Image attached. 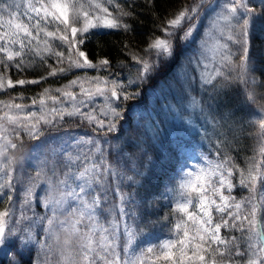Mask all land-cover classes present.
I'll return each mask as SVG.
<instances>
[{"label": "snow or ice", "instance_id": "obj_1", "mask_svg": "<svg viewBox=\"0 0 264 264\" xmlns=\"http://www.w3.org/2000/svg\"><path fill=\"white\" fill-rule=\"evenodd\" d=\"M206 5V7H205ZM23 6L24 12L20 9ZM98 12L85 9L83 0H21L20 3L0 0V53L6 55L7 60L11 61L16 57H22L27 46L33 41L38 47L34 49L37 55L41 52L50 53V43L48 39L40 41V31L33 32L32 25L24 23L23 20H36V28H39L41 19L45 23L55 22L57 31L59 26L63 25V32L58 38L69 45L68 67L52 68L48 76H55L58 73L71 71L72 69L83 68H106L109 66L107 58H101L94 64L85 51L80 50L81 46L86 43L85 38L92 29H119L123 27L128 30L129 26L122 23L121 17L129 16L131 13L121 12L120 17L114 16L106 7L100 3L91 5ZM217 9L213 0H197L196 3L185 6L174 18L167 20L166 26L162 29L164 36L154 38L148 45L147 51L154 55V59H140L133 56V59L140 65L137 81L143 85L152 76L158 73L161 67L169 64L176 59L178 52H182L187 46L195 42V33L199 27L202 15ZM5 14L7 15V31H3L5 24ZM264 19V0H261L259 9L249 6V0H227L218 7L215 15L211 20V31L223 35L227 31V40L238 46V52L228 51L229 44L224 43L221 47L226 50L222 55V67L224 71H217L212 79L202 77V83L212 87L213 90L221 89L225 92H233L239 97V103L242 108L250 110V118L264 115V93L257 94L254 87L259 81L252 77L255 72V63L250 58L249 36L250 30L257 20ZM81 22V27L75 25ZM188 22V27L184 23ZM70 30L71 39L66 34ZM46 38H57L56 31H44ZM27 39V44L25 43ZM43 44V48L39 45ZM18 46L19 50H15ZM64 54L57 52L58 62H62ZM238 56V61L233 57ZM75 57V58H73ZM217 77H220L219 83H214ZM46 77H41L40 80ZM40 80H17L16 85L37 84ZM79 83V78L74 79L67 85L68 89ZM94 90L85 89L81 85L79 93L70 90L56 89L60 96L47 95L50 89H44L39 99L41 115L36 112H29L27 115H20L25 106L22 104L9 103L3 115H0V177H7V180L0 183V191L7 187L12 189V181L19 159L12 155L18 148H22L23 137L27 136L32 141H41L43 133L41 126H50L55 128L57 121H63L65 117L80 116L86 119L90 124L96 122L93 132L96 134L103 133L104 136L118 134L121 125L126 122L129 108H121L119 104L113 106L112 101L123 100L125 103L129 100H138L142 96V91L128 92L125 91V85L115 80L111 81L106 78H96ZM130 84L135 82L130 81ZM250 85L252 87H250ZM7 86L13 87L11 79L7 80ZM5 83L0 77V88H4ZM95 96L102 97L106 101L105 110L103 111L104 119H97L85 109L89 107ZM79 97H83L80 99ZM46 99L54 105L50 109L51 119L45 114ZM36 100L32 101L35 105ZM55 105H60L56 107ZM261 135L264 136V119H256ZM187 130V129H186ZM153 139H158L154 137ZM19 141V144L14 142ZM43 142H46L43 141ZM77 146L81 143L94 145L89 147L87 153L81 152L75 156L67 146L62 149H51L53 156L52 175L49 176L44 168L41 167L35 174L29 178L28 187L24 191L23 203L27 205L30 200L39 198V201L45 207L50 208V215L40 216L39 222L43 226L44 236L40 238L39 243L46 249L47 257L56 256V264H121L120 256L117 251L118 245L114 241L113 234H107L109 230L100 224V216L104 213L103 205L107 203V193L111 186L115 189L120 198L118 212L121 217H130L134 213L128 211L127 206H135L134 194L121 192L120 189L124 181L132 186L135 179L134 175H128L127 171H133L135 175H140L135 166L125 170L121 167V161L115 163L108 162L105 155L106 149L102 147L101 141L89 137L86 140L82 137L77 141ZM178 149L183 150V145L178 143ZM40 147V144H34L33 149ZM139 147V146H138ZM108 150L116 151L117 146L108 145ZM147 149L142 150V155ZM98 154L100 159L96 162L93 156ZM261 154L264 155V148H261ZM117 155L119 152L117 151ZM83 156V159L81 157ZM150 162V158H149ZM49 161H43L47 165ZM59 163L63 169L62 174L56 170V164ZM147 167V165H146ZM223 168V165H219ZM264 165H251L246 171L241 172L242 179L240 184L255 192L257 181H264V171L261 169ZM75 169V170H74ZM183 176L179 187L183 191V196L191 197L193 193L199 194V203L196 205L202 212V218L196 221L200 226L196 228L195 235H191L185 228L182 238L177 241L166 240L161 244V250L166 259L171 260L172 264H208L206 255L210 252L213 254L212 264H224V257L230 255L227 248L228 242L221 238V227H227L228 220L221 223H215L210 211V205L205 203L203 195L204 186L208 183L209 172L203 168L199 171H193L191 168L182 169ZM212 176L216 175L213 170ZM232 169L229 168L219 173V188L214 189L219 192L221 204H216L213 200L211 203L216 204V211L223 212L225 208H235L236 211H229L228 217L231 218L232 227L239 224V230L247 233L248 255L247 264H264V215L258 217L261 209H264V201H257L254 195H250L247 201L232 204V197L225 196L221 189L227 188L229 191L233 188L230 177ZM45 186V195L38 196L37 188ZM108 185V187H105ZM99 189V191H98ZM190 190V191H189ZM95 193V195H93ZM103 197V199H101ZM9 202L13 196H8ZM189 199L186 203L177 205L181 212H187L190 219H195L192 213L188 212ZM250 205V210L241 216V209ZM23 216V212L21 213ZM10 212L0 211V247H12L14 249V264H20L23 258V246L27 243L34 242L36 235L30 228H17L14 225L9 227L8 218ZM250 217V218H249ZM35 221L36 217L27 218ZM15 221L14 223H19ZM247 223V227H245ZM176 229L181 225L176 224ZM124 232L127 235V244L124 251H128V246L133 243L137 233L132 231L125 221ZM235 239V238H233ZM198 240V243L193 241ZM18 241V243H16ZM254 241V242H253ZM217 247L211 249V245ZM224 245L225 250L220 251L219 246ZM179 248V258L172 249ZM168 250V251H165ZM152 252V247L147 248ZM191 253V254H189ZM240 253L237 251L236 253ZM19 257L16 260L15 257ZM123 264H128L124 261ZM231 264V261H228Z\"/></svg>", "mask_w": 264, "mask_h": 264}, {"label": "rangeland", "instance_id": "obj_2", "mask_svg": "<svg viewBox=\"0 0 264 264\" xmlns=\"http://www.w3.org/2000/svg\"><path fill=\"white\" fill-rule=\"evenodd\" d=\"M8 2H12V0H8ZM16 3H20L21 0H14ZM35 2V0H33ZM85 4V9L98 12L97 9L90 7L95 3H100L103 7L108 8V10L116 17L117 15V0H83ZM213 2L217 5V9L210 11L207 15H202L199 27L195 33V42L191 43L187 46L182 52H178L176 59L171 61L169 64L161 67L160 71L152 76L146 83L141 85L137 81V77L139 74L140 65L137 63H132L128 65V67H123L120 70H113L108 66L106 68L98 69V68H83V69H72L71 71H67L64 73H58V76L62 75L60 79L63 77V81L59 84L50 85L47 84L45 87L39 89L35 94H25L22 93L20 95L9 96L12 94L10 91L15 90L13 87L7 86V80L11 79L15 84L17 80H32V78L25 77L20 74V77L16 80L7 75L6 71L0 68V77L3 78L5 87L0 88V115H3L5 111H8L6 107L9 103L22 104L25 106L24 110L19 113L20 115H27L29 112H36L37 115H41L39 99L41 94L44 93V89H50V93L47 95H56L60 96V93L56 92V89L62 90H70L76 93L80 92L81 85L87 90L89 88H95V79L96 78H106L109 80V87H111V81L115 80L119 83L125 85V91L128 92H136L142 91V98L148 99L149 103V115L144 117L142 122L139 121V125H142L140 129H145L149 133V137L151 140L154 137L158 136V139H154L157 141L159 146H162L166 143H163L162 136H174L173 143H178L183 145V150H179L177 148V155L179 158V164H177V174L176 179L173 184L170 186L172 191V201L176 207L174 211L176 214L175 225H171L168 228V231L165 233L157 234L151 233L147 230H143L138 227V222L140 221V214L136 211V207L127 206L128 211L133 212L134 215L130 217H121L118 208L120 206V198L116 192L115 185H112L113 193L115 194V203L111 205L110 202H107L103 205L105 209L104 212H108L110 215V233L114 235V241L119 246L122 244V248L117 247L118 254L120 256L121 264L124 261H127L128 264H172L171 260L165 258L161 250V244L166 240L171 241H179L182 236L185 228L189 230L190 236L195 235L196 228L200 225L196 223V221L202 218V212L197 208V204L199 203V194L193 193L191 197L183 196V191L179 187L182 178H186L183 176L182 169L191 168L193 171H199L201 168L207 170L209 172V180L208 183L204 186L203 195L205 197V203L210 205L211 216L213 220V225L215 223H221L223 220H228L229 225H232L231 218L228 217L227 213L229 211L235 212L236 209L233 208H225L223 212L216 211V204H221L222 202L219 200V192H215L214 189L219 188V173L221 171H225L231 168L232 166L229 163V160L226 158L224 154L220 151L218 152L217 147L223 145L224 141V130L225 126L230 128V131L233 132L235 127L239 125L240 119L242 124L247 121L253 122L255 126V130L259 127L255 123L256 119H264V115L259 117L250 118V110H245L241 113V117L230 119L225 124V118L227 111L224 107V103H221L219 98L221 89L213 90L212 87L206 86L202 83V77H207L208 79H212L217 71H224L222 67V55L226 54V50H224L221 46L224 43L229 44L228 51L233 53L238 52V46L232 44L227 40V31L221 35L220 33H213L211 31V20L215 15V11L218 10V7L227 0H213ZM196 3V2H195ZM249 6L255 7L259 9L261 7V0H249ZM206 7V5H205ZM21 13L24 12L23 6L20 9ZM178 14V13H177ZM175 16V15H174ZM174 16L169 19L174 18ZM168 19V20H169ZM7 15L5 14V24L3 31H7ZM24 23L32 25L33 32L35 34L36 31H40V41L42 42L45 39L49 40L50 43V53L41 52L40 55L34 51L38 47L35 41L29 46L26 47L24 54L22 57H16L13 60H7L5 54L0 53V66L3 65H12L15 70V73H20L27 66L32 65V62L36 58H40L39 60H43L47 57H52L54 60V64L52 68L59 67H68L69 60V45L63 41H61L58 37L63 32V25L59 26V31H57V24L55 22L45 23L41 19V23L39 28H36V20H23ZM77 28L81 27V22H77L75 25ZM166 26V25H165ZM184 27H188V22L184 23ZM56 31L57 38H46L44 36V31ZM106 29H92L89 31L86 37H78L85 38L97 34ZM253 32H258L261 36H264V19H259L256 21L254 26L250 30L249 36V44L250 37ZM71 39L70 30L66 33ZM164 33L162 32L160 36L163 38ZM25 43L27 44V39H25ZM0 46H3L0 44ZM40 48H43V44L39 45ZM15 50H19L18 46ZM62 52L64 54L62 62L57 61L56 53ZM146 56L144 59L152 60L154 59V55L146 50ZM75 58V57H73ZM238 56H234L233 60L238 61ZM38 60V61H39ZM99 61V60H98ZM98 61H92L96 64ZM18 68V69H17ZM19 70V71H18ZM253 77V76H252ZM79 78V83L77 85L72 86L71 89L67 88V85L70 81ZM220 77H217L214 83L220 82ZM39 80V79H38ZM133 81L134 84H130L129 82ZM27 85L33 84H25L20 85L19 87H25ZM18 86V85H16ZM7 93V95H3ZM83 99V97H79ZM36 100L37 103L35 105L32 104V101ZM138 100H129L128 103H125L123 100L120 101H112L113 106L119 104L121 108H129L133 112L139 111L141 106L134 104ZM214 100V101H213ZM229 104H233L234 107L240 106L239 97L237 95L230 96ZM223 104V105H222ZM106 101L99 96H95L93 98L92 103L89 105L86 112H90L92 115L97 117V119H104L103 111L105 110ZM54 105L51 101L46 99L45 104V114H48V118L51 119L52 114L50 113V109ZM59 107L60 105H55ZM236 109V108H235ZM69 119H78L86 122L83 127L71 130V131H59L54 130V128H50V126H41V131L43 136L41 141H32L28 147L24 150L17 153L16 156L20 163L16 167V171L14 173V178L12 181L13 188L8 189L5 187L2 191H0V211H9L10 217L8 218L9 227L13 225L17 228H30L31 231L36 235V240L34 242L27 243L23 246V250L25 251L27 248H32L36 252V262L35 264H51L50 257L45 255L46 249H44L39 240L44 236L43 226L39 222V217L44 215H50V208L45 207L42 202L39 201V198H34L29 201L27 205L23 203L24 199V191L28 187L29 178L35 176L36 172L43 167L44 171L51 176L52 175V163L53 156L51 153V149H62L65 146L69 148L72 155L75 156L81 152L87 153L89 147H94V145H88L86 143H81L77 146V141H80L83 137L85 140L89 137L94 140L98 139L101 141L100 136L93 135V128L96 127V122L89 123L86 119H82L80 116L75 117H65ZM65 121V120H64ZM59 120L57 121V123ZM56 123V124H57ZM122 126V125H121ZM187 129V130H186ZM139 134L140 144L143 142L144 135ZM146 134V133H145ZM264 137V136H263ZM23 138L29 139L27 136ZM46 142H43L45 141ZM18 143V141H14ZM40 144V147L33 149L34 144ZM46 147V148H45ZM219 148V147H218ZM261 148H264V138L256 144L257 153L255 156V162L257 165H264V155L261 154ZM224 152V151H223ZM83 159V156L81 157ZM93 159L96 162H99V155L95 154ZM108 160V159H107ZM43 161H49L47 165L42 164ZM108 162L114 163L110 160ZM135 165V163L133 162ZM219 165H223V168H219ZM254 165V163H249V166ZM249 168V167H248ZM56 170L59 174H62L63 169L60 164H56ZM75 170V169H74ZM216 171V175L212 176V171ZM264 171V168L261 169ZM234 171L232 169V176L230 177L231 182L233 184V188L229 191L226 187L221 189L225 196L232 197V204L237 202L247 201L250 195H254L256 200L264 201V181H257V188L255 192H251L249 188H246L244 185L240 184V180H234ZM7 180V177H0V183H3ZM238 181L237 184H235ZM108 187V185H105ZM99 191V189H98ZM121 192L122 189H120ZM190 191V190H189ZM36 192L38 196H44L45 186L41 185V187L37 188ZM15 193V194H14ZM128 193V192H124ZM13 195V200L9 202L8 196ZM131 194V193H130ZM95 195V193H93ZM103 199V197H101ZM191 200V203L188 204V212L192 213V216L195 219H190L187 212H181L177 205L186 203L188 200ZM215 200L216 204H212L211 202ZM136 201V198H135ZM137 202V201H136ZM250 210V205H246L245 208L241 209V216L245 215ZM23 212V216L21 213ZM260 215H264V209H261V212L258 213V217ZM36 217L35 221L27 218ZM250 218V217H249ZM20 221L19 223H14L15 221ZM103 214L100 216V224L102 225ZM125 221L130 226L132 231L136 232V238L131 245L128 246V251L125 252L124 248L127 244V235L124 232ZM176 224H180V229H176ZM245 227H247V223H245ZM235 230H238V233L243 237V242L245 248L248 250L249 241L247 239V233H242L239 230V224L234 227ZM262 231H264V225H262ZM221 236V233H220ZM222 239L225 240L221 236ZM199 241H193V243H198ZM254 242V241H253ZM18 243V241L16 242ZM152 247L153 251L148 252L147 248ZM11 247H0V264L3 258H6L10 255ZM168 251V250H165ZM175 252L176 258H179V248L172 249ZM249 251V250H248ZM191 254V253H189ZM57 257L52 258V263L57 261ZM249 259V255L246 258V264Z\"/></svg>", "mask_w": 264, "mask_h": 264}, {"label": "trees", "instance_id": "obj_3", "mask_svg": "<svg viewBox=\"0 0 264 264\" xmlns=\"http://www.w3.org/2000/svg\"><path fill=\"white\" fill-rule=\"evenodd\" d=\"M195 2L197 0H117L116 9L118 17H120L121 12L131 13L129 16L121 17L122 23L129 26L128 30L121 27L94 34L86 39V43L81 46L80 50L85 51L88 54V58L94 62L101 58H107L109 60L108 67L113 70L128 67V65L136 62L133 56L140 59L145 58V52L149 43L161 35L162 29L170 17L183 10L185 6H190ZM249 55L255 63V72L251 76L259 81V84L254 87V91L257 94L264 93V36H261L258 32L251 34ZM39 59L36 58L32 62V65L27 66L18 74L12 69L14 68L12 65L0 66L3 71H6L7 75L15 80L20 77V74L32 78V80H40L41 77H46L37 84L25 87L14 85L13 88L16 87V89L10 91L12 94L7 97L22 93L33 95L47 84L55 85L63 81V77L60 79L62 75L58 76V78L57 75L48 76V72L51 71L54 64L52 57H47L43 60ZM250 87L252 86L250 85ZM3 95H7V93ZM219 95L217 100L224 103L227 111L225 113L227 117V119L225 118V124L230 119L241 117V113L247 110L242 108L241 105L235 107V109L233 108V104H229L230 100L228 99H230V96L236 95L233 92H225L223 90L220 91ZM136 103H138V106H141V109L136 112L130 109L126 122L122 124L118 134L114 133L104 136L101 132L96 135L100 136V139L103 140L102 147L106 149L105 155L108 160L114 163L120 160L121 167L125 170L131 169L134 165L133 162L135 163V169L140 175H135L133 171H127V174L134 175L135 179L132 186H129L128 181L125 180L121 189L124 192L134 194L136 198L135 207L136 211L140 214L138 227L151 233L161 234L168 230L172 223L171 219L175 217L169 203V193V200H166L164 192L176 176L179 158L176 144L172 142L174 139L173 135L162 136V140H165L163 143L166 144L159 146L157 141L151 140L149 133L144 128L140 129L142 125H139V121L142 122L144 117L149 115L150 102L148 99L142 98L136 101ZM262 104H264V101H262ZM64 120L59 121L54 130L71 131L79 129L86 124V122L78 119L64 118ZM91 133L95 135L94 132ZM138 133L145 136L141 144L140 139L137 138L139 137ZM263 138L260 129L255 130L253 122L248 121V118L243 124L240 119L238 127L236 126L233 132L230 131L229 127L225 126L223 145L218 146L217 150L229 160L234 171V180L242 179L241 172L246 171L250 167L249 163L253 162L254 165H257L255 162L257 153L256 144L258 139L261 141ZM30 143V139L23 138L22 148H18L14 152V155L19 153L21 149L24 150ZM109 144L117 146V150H108ZM143 149H147V152L142 155ZM117 151L119 155H117ZM235 182L237 184L238 181ZM107 194H109L107 202H112L114 197L112 188ZM103 217L102 225L106 228L109 226V216L103 213ZM220 233L225 238V241L228 242L227 248L230 253V255L224 257V264H228L229 260L231 264H246L248 250L245 248L244 239L238 233V230H235L232 225L227 227L222 226ZM15 246L13 244L11 247L10 259H3L1 264H14L13 253ZM216 247L214 244L211 245V249ZM219 250L224 251L225 246L220 245ZM237 251L240 253L239 255L236 254ZM35 256V251L32 248H27L23 251V258L20 264H34ZM54 257L56 256L50 257L51 264H56V262L52 263V258ZM206 258L208 264H212L214 257L211 250L206 255ZM15 259L19 260L20 258L17 256Z\"/></svg>", "mask_w": 264, "mask_h": 264}]
</instances>
